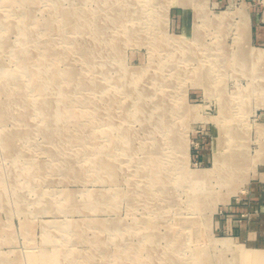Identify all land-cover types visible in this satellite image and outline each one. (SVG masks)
Masks as SVG:
<instances>
[{
    "label": "rangeland",
    "instance_id": "rangeland-1",
    "mask_svg": "<svg viewBox=\"0 0 264 264\" xmlns=\"http://www.w3.org/2000/svg\"><path fill=\"white\" fill-rule=\"evenodd\" d=\"M107 3L127 17L114 23ZM254 17L264 21V0H0V264H46L56 249L74 264H264V42ZM127 31L121 57L104 59ZM94 39L104 58L90 65L78 45ZM120 63L150 69L149 93L119 87L136 78ZM72 67L102 89L67 96V119L42 113L47 98L59 106ZM139 108L146 117H135ZM173 130L188 155L169 143ZM125 131L139 138L131 145ZM146 148L160 152L159 169L143 164ZM223 149L243 165L221 167ZM192 171L200 181L187 180ZM197 219L201 239L186 224Z\"/></svg>",
    "mask_w": 264,
    "mask_h": 264
},
{
    "label": "bare ground",
    "instance_id": "bare-ground-1",
    "mask_svg": "<svg viewBox=\"0 0 264 264\" xmlns=\"http://www.w3.org/2000/svg\"><path fill=\"white\" fill-rule=\"evenodd\" d=\"M14 3V2H13ZM60 4V3H59ZM63 4V3H62ZM118 5V4H117ZM111 7L109 9V11H112L111 13V20L114 22V23H121L123 21V19H125V14L122 12V8H120L119 6H116L115 4H112V3H107L105 4L101 9L103 10H106L107 7ZM61 12L62 14H64V17H65V22L68 23L69 20L67 19L68 18V14L67 12L64 11V9H61ZM69 12V11H68ZM74 12V11H73ZM245 12V11H244ZM57 13V12H56ZM62 16V15H61ZM75 16V15H74ZM30 18V17H29ZM32 18V17H31ZM222 18V17H221ZM241 20V19H240ZM244 20V19H243ZM83 21V20H82ZM128 21V20H127ZM51 21L49 22H44L42 24V30L43 32H47L49 30L52 29V25H51ZM87 24V23H86ZM68 25H70L72 28H76L77 26H74V24H72L71 22L68 23ZM92 25V24H91ZM252 25V22H251V19H249V21L247 22V25H246V31L249 33L250 31V27ZM41 26V25H40ZM10 29L13 28L11 25L8 26ZM81 27V26H80ZM197 27V26H196ZM124 28V27H123ZM9 29V30H10ZM99 29L101 30V28L99 27ZM98 29V30H99ZM244 30V29H243ZM121 31V30H120ZM244 34V33H243ZM118 35V34H117ZM139 35V34H138ZM127 37L129 38V40L131 39H134V33L130 31V33L127 31V32H124L122 33L121 35H119L118 37H114L112 40H111V47H112V51L111 52H108L109 54H107L105 56V58L102 56V58L100 57V53H97V51L100 52V46L95 45L96 43H94V41H96L95 39L94 40H83V42H81L79 45H78V48H80L82 51H84V57L86 59V62L87 64H92V65H96L94 63L95 59H98L97 57H99V59H106L108 61V59L114 57L113 59L115 58H119L121 57V52H122V49H125L123 48V42L126 41V39H124V37ZM157 36V35H156ZM168 36V35H167ZM171 36V35H170ZM9 40V39H8ZM7 40V41H8ZM160 40V39H159ZM158 40V41H159ZM6 41V40H4ZM48 41V40H47ZM46 41V42H47ZM156 40H154L152 42L153 46H156V45H160V43L162 42H158ZM133 42V41H132ZM20 44V42H19ZM21 47V46H20ZM77 47V46H76ZM75 47V48H76ZM184 49L185 48H190L188 46H183ZM182 48V47H181ZM70 49V48H69ZM192 49V48H190ZM47 51V50H46ZM44 51V52H46ZM61 54V53H60ZM252 56L254 55L253 53H251ZM55 55V54H54ZM63 55V54H62ZM99 55V56H98ZM124 56V55H123ZM209 56V55H208ZM246 56V55H245ZM264 56V53L262 52L261 55H259L260 58H263ZM190 57V56H189ZM251 57V55H250ZM198 59V57H196ZM206 58V57H205ZM240 58V56H239ZM247 58V56H246ZM245 57L243 58V61L241 63H244V65L250 70V72H253V73H261L262 70H257L255 69V67L253 68V66H255L252 62H248V60H245L246 59ZM112 59V60H113ZM112 60H110L112 62ZM105 61V60H104ZM103 62V60H102ZM200 62V66H201V69L202 71H204V69L207 67L206 65V61L203 62V60H199ZM202 62V63H201ZM104 63V62H103ZM24 64L26 65V63L24 62ZM40 64V63H39ZM174 64V63H173ZM194 65V64H193ZM32 66V65H31ZM121 72H123V74H129L130 76L133 75L132 72H134V74L136 75V78H134L135 80H130L129 82L126 81V86H125V83L122 84V82L120 81L119 83L121 84L119 87H124L127 89V91L129 92V90L133 91V92H138L140 95L144 94V93H149V91L152 89V87H147V86H144L146 84H142V81H144V78L146 76H148L149 72H150V69H141V70H135V69H128L124 63H120V65H118ZM171 66V65H170ZM41 67V66H40ZM105 67V66H104ZM114 67V66H113ZM159 68V67H158ZM37 69V68H36ZM108 69V68H107ZM106 69V70H107ZM114 69V68H113ZM27 70V69H26ZM33 70V69H32ZM28 71V70H27ZM37 71V70H36ZM95 71V70H94ZM93 71V72H94ZM113 71V70H112ZM162 71V70H161ZM7 72V71H6ZM38 72V71H37ZM111 72V71H110ZM205 72V71H204ZM213 72V69L211 71V74ZM77 70L70 68L69 70L65 71V75H64V84L63 86L61 87V93H62V96L59 100H57V103H60L58 107H56L55 109L52 108V107H47L46 104L44 102H49V100H45L43 101L42 103V106H41V109H42V113H46V114H55V118L58 119L60 117H62L63 119H67V117L69 115H73V106L70 105V109L71 110H65L66 107H68L67 105L69 104V100L67 99V96L69 97L70 94L75 91H78V90H82L84 89L85 87H89V88H93V89H97V88H101L100 85H96V83H93L92 81H88L84 76L82 77V75L78 76L77 74ZM99 73V72H98ZM157 73V72H156ZM5 74V73H4ZM36 74V73H35ZM38 75V74H37ZM154 75V74H153ZM134 76V75H133ZM10 77V76H9ZM12 77H16V75H12ZM201 77V75H200ZM5 78V77H4ZM20 78V77H19ZM60 75L56 73V70L52 71L51 73V78L50 80L55 83L56 81H58L60 79ZM100 78V77H98ZM158 78V77H157ZM209 78V77H208ZM36 79V78H35ZM159 79V78H158ZM204 79V78H203ZM90 80V79H89ZM103 80V79H102ZM101 80V81H102ZM122 80V79H121ZM165 80V78H164ZM6 81V80H4ZM14 81V80H13ZM37 82V79L35 80ZM171 81V80H170ZM203 82V81H202ZM35 86V84H34ZM147 87V88H146ZM155 87V86H154ZM157 88V87H156ZM36 89L39 90L41 93L42 92H45V89L46 87H43V85L40 83V82H37V85H36ZM86 89V88H85ZM102 89V88H101ZM210 89H212L210 87ZM17 91V90H16ZM99 92V91H98ZM132 92V93H133ZM155 92V91H154ZM142 93V94H141ZM161 95V94H160ZM60 97V96H59ZM166 97V96H165ZM138 98V97H137ZM162 98V97H161ZM76 99V98H75ZM115 98L113 97V95L111 96H108V98H105L104 99V102L106 103L107 106H113V104L115 103L114 102ZM119 101V100H118ZM161 101V100H160ZM90 104L88 106L89 110L93 111V110H96L95 106V102H92L91 101H88ZM83 103V102H82ZM87 103V102H86ZM78 104V103H77ZM93 104V105H92ZM151 104V103H150ZM157 106H159V102L158 103H155ZM143 106V101H140V104H137V106ZM116 106V105H115ZM131 107V106H130ZM156 107V106H155ZM51 109H53V111H51ZM110 109V108H109ZM152 109V108H151ZM160 109L158 111H154V112H159ZM164 111V110H163ZM172 111V110H171ZM69 112V113H68ZM152 112V111H150ZM175 110H174V113L170 112V111H166L163 115V118L159 121L160 125L164 126L165 127V123L167 122V119L165 120V114L166 116H171L172 114H175ZM0 113H1V109H0ZM137 115H135V117L139 118L140 117V114H141V117H146L147 115L145 116H142L144 114H148V112L145 110V109H138L137 112H135ZM68 114V115H66ZM161 114V113H160ZM58 116V117H57ZM149 116V115H148ZM151 115L150 118H148L147 120L148 121H155V118ZM156 117V116H155ZM160 118V117H159ZM1 119V117H0ZM4 120V119H3ZM50 120L49 118H46V121ZM120 124V123H119ZM156 128V127H155ZM159 127H157L156 129H158ZM226 128H229V127H222V129H226ZM172 129V127L170 128ZM126 132V131H125ZM112 134V133H111ZM117 137V136H116ZM11 135L10 136H7V142L9 144H11L10 142V139H11ZM124 138L126 139H129L130 140V144L132 143L131 141H135L139 138L138 134H135V133H132V132H126V134L124 135ZM187 138V137H186ZM169 143L171 144V146L177 150H179L183 155H188V143H187V140L183 137V134L179 137L177 135V133L175 132V130H173L171 132V137H170V141ZM123 144V143H122ZM12 145V144H11ZM125 145V144H124ZM132 145V144H131ZM147 145V144H146ZM117 146V145H116ZM148 146V145H147ZM147 149V148H146ZM145 150V149H143ZM148 151H146V155H144V158L141 159L143 164H146V168L147 169H151L153 168L152 166V163H154V166H156V168L159 167V163H160V157H159V154L160 152H158L157 150H153L152 148L151 149H147ZM142 151V150H141ZM219 157H220V162L222 163L221 167H224L228 170L230 169H238L239 167H241L243 165V161L241 160V158L239 157V155L237 153H234L233 151H225L224 149L223 150H220L219 151ZM147 158H150L149 160ZM163 159V157H162ZM166 160V159H165ZM122 163V162H121ZM110 165V164H109ZM120 165V164H119ZM150 165V167H149ZM158 166V167H157ZM172 166V165H171ZM110 168H111V171H112V174L114 176H116L117 173H114L117 169L116 166H113L112 164L110 165ZM145 168V166H144ZM146 169V170H147ZM159 169V168H158ZM157 169V170H158ZM74 170V169H73ZM156 170V172H157ZM155 172V171H153ZM155 172V173H156ZM75 174V173H74ZM208 174V173H207ZM118 175V174H117ZM163 176V175H162ZM173 179H176V178H173ZM172 179V180H173ZM189 179L195 183V180H199V174L197 172H194L192 171L191 174L188 176V181ZM170 181V180H169ZM200 181V180H199ZM155 184L156 185H159L160 187H165L166 185L164 183H162L160 180H154ZM121 184V183H120ZM196 186V185H195ZM198 188V187H197ZM0 194H1V191H0ZM202 197V196H201ZM159 201V200H158ZM201 202V201H200ZM203 203V202H202ZM204 204V203H203ZM202 204V205H203ZM209 205V204H208ZM207 206V205H206ZM210 212V211H209ZM208 213V212H206ZM199 216V215H198ZM196 225H191L189 223H186L188 225V227L190 228L191 230V236L194 237L195 239H201L204 235H205V223H203L202 221L198 220L195 222ZM69 226L70 227H73L72 229H76V227L78 226L77 223H69ZM83 226V225H82ZM182 227V226H181ZM183 230V229H182ZM170 233V232H169ZM168 234V233H167ZM156 235V234H155ZM167 239V238H166ZM174 239V238H173ZM178 239V238H177ZM144 240V239H143ZM131 242V241H130ZM101 243V242H100ZM52 244V243H51ZM48 245V244H47ZM130 246V245H129ZM47 247V246H46ZM107 247V246H106ZM142 247V245H141ZM155 247V246H154ZM150 249V247H148ZM174 248V247H173ZM243 248V247H242ZM108 249V248H107ZM48 250V249H47ZM151 250V249H150ZM153 250V249H152ZM47 252V251H45ZM170 254V253H169ZM172 254V253H171ZM45 256L47 255L48 259L45 261L46 264H74V261H73V258L72 256L70 255L68 258L66 257V260L65 259H62L63 256H62V253L60 250L56 249L53 253L51 254H44ZM252 255V254H251ZM75 256V255H74ZM134 256V255H133ZM177 257V256H176ZM94 258V257H93ZM168 259V258H167ZM50 260V262H49ZM124 261V260H123ZM122 261V262H123ZM203 261V260H202ZM203 263V262H202ZM86 264H93V259L92 260H89L86 262Z\"/></svg>",
    "mask_w": 264,
    "mask_h": 264
},
{
    "label": "crops",
    "instance_id": "crops-1",
    "mask_svg": "<svg viewBox=\"0 0 264 264\" xmlns=\"http://www.w3.org/2000/svg\"><path fill=\"white\" fill-rule=\"evenodd\" d=\"M254 18L255 20H254L253 31H254L255 38L257 40H261L262 42H264V21L261 19H258V17H254Z\"/></svg>",
    "mask_w": 264,
    "mask_h": 264
}]
</instances>
